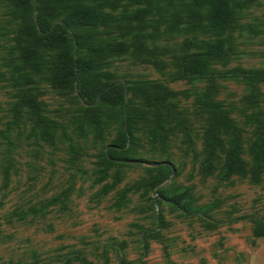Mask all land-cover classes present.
<instances>
[{
  "label": "rangeland",
  "instance_id": "1",
  "mask_svg": "<svg viewBox=\"0 0 264 264\" xmlns=\"http://www.w3.org/2000/svg\"><path fill=\"white\" fill-rule=\"evenodd\" d=\"M85 2L110 23L73 27L80 56L99 86L124 87L133 137L116 146L117 104L81 100L46 57L35 12L0 0V264H264V174H250L264 141V0H227L221 32L193 0ZM218 41L205 75L183 72ZM24 51L44 57L24 66ZM223 119L240 131L245 176H219L229 134L203 170L205 129ZM176 189L188 210L169 203Z\"/></svg>",
  "mask_w": 264,
  "mask_h": 264
},
{
  "label": "trees",
  "instance_id": "2",
  "mask_svg": "<svg viewBox=\"0 0 264 264\" xmlns=\"http://www.w3.org/2000/svg\"><path fill=\"white\" fill-rule=\"evenodd\" d=\"M8 8L14 12H19L23 18L29 12H35L33 17V27L35 33L41 38L42 44H47L49 54L47 58L56 61L58 68L64 72L67 79L76 83L77 96L84 102H89L94 95L93 101L99 102L112 100L118 106V139L116 146L123 150L127 142L132 139V127L127 117L126 92L123 86L117 83H106L99 86V81L93 73L92 59L80 56V45L82 39L75 28L97 29L108 26L109 17L95 6L87 4L85 0H57L56 7L52 4L47 6L40 0H3ZM198 8H204L209 4L204 15L205 26L211 31H224L232 21L233 11L227 0H193ZM63 15L64 18L59 19ZM31 16V15H30ZM45 46V45H44ZM223 44L221 41L208 45L209 56L190 55L183 59L181 66L183 72L188 76H203L209 69L210 56L221 53ZM120 50H124V45H120ZM22 47L21 50H26ZM44 55L35 51H24L18 56L21 65H30L29 61L42 60ZM17 66V65H16ZM22 66V67H24ZM21 67L18 66V70ZM221 123V124H219ZM237 126L226 119L215 121L205 129V158L202 163L203 170L209 175L214 170V162L217 157L216 150L224 148L225 144L222 135H230L226 147V160L220 169L219 176L227 179L232 175L245 176L247 165L241 157L242 144ZM44 138L53 140V137L43 132ZM254 154V166L251 169V177L255 182H260L264 174V141L261 138L252 144ZM170 166V165H169ZM169 169V168H168ZM180 190V189H179ZM174 191L169 197V203L184 210L189 209V205L184 200V191ZM264 234V229H261ZM129 264V263H122Z\"/></svg>",
  "mask_w": 264,
  "mask_h": 264
}]
</instances>
